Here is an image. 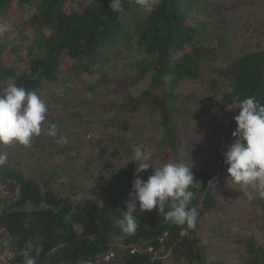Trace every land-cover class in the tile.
Here are the masks:
<instances>
[{"label": "trees", "instance_id": "16d2710c", "mask_svg": "<svg viewBox=\"0 0 264 264\" xmlns=\"http://www.w3.org/2000/svg\"><path fill=\"white\" fill-rule=\"evenodd\" d=\"M75 2L0 0V13L16 4L24 10L34 9L16 28L18 36L9 45L0 44V92L16 84L40 94L45 83L90 75L101 63L109 62L105 59L108 50L128 37V45L134 40L143 57L125 62L128 77L121 87L115 84V75L100 73L97 91L104 90L106 97L118 96L112 106L119 113L147 111L156 117L161 135L157 154L168 151L170 157H178L176 118L181 100L189 98L177 94L178 84L186 78L200 79L217 59L204 42L203 27L191 21L190 11L205 1L159 0L157 10L141 20L134 33H126L125 24L136 0H123L122 13H113L109 0H94L81 12ZM218 48V53H225V42L220 41ZM227 59L225 67L214 69V90L218 93L226 88L215 105L223 110L248 96L264 103V47ZM147 78V86L134 95L132 90ZM236 127L227 132L225 151ZM223 153L193 172L199 182L191 189L195 198L190 206L199 211L195 229L165 221L164 213L157 210L140 213L137 206L140 224L134 234L124 233L117 220L126 210L136 169L122 173L121 189L101 190L90 199L76 200L55 192L48 183L0 167V184L9 193L0 209V232L10 241L11 264H23L21 252L29 240L40 249L38 255L32 253L37 264H165L155 257L162 251L175 264H224L208 263L199 237L205 219L225 209L220 188L214 184L226 166ZM151 174L149 169L140 177L146 180ZM257 205L261 212L258 224L264 229V199L258 198ZM114 242L121 244V251L109 256ZM241 244L244 257L240 264H264V246L254 239Z\"/></svg>", "mask_w": 264, "mask_h": 264}, {"label": "rangeland", "instance_id": "374dc122", "mask_svg": "<svg viewBox=\"0 0 264 264\" xmlns=\"http://www.w3.org/2000/svg\"><path fill=\"white\" fill-rule=\"evenodd\" d=\"M94 0H76L74 7L83 11ZM205 1L190 11L191 21L203 27L204 42L216 52L212 66L205 70L200 79H184L177 87V94L189 97L181 100L180 113L176 118L178 132V157H170L168 151L157 154L160 131L156 117L147 111L135 114L118 112L112 104L118 96L106 97L97 91L100 73L115 75L119 87L126 82L128 73L125 62L141 59L134 40L128 45V37L117 48L109 49L105 59L90 75L74 77L69 82L45 83L39 94L48 106V122L57 123L59 137L66 143L46 135L35 137L29 147L20 145L2 146L8 156L4 168H13L25 178L48 183L55 192L76 200L90 199L101 190H119L124 185L122 173L137 169L131 163L134 146L151 152L149 161L153 167L167 162L189 164L192 172L198 170L209 158H218L225 151L227 132L236 126L234 117L239 109L230 107L221 110L216 106L222 91L214 90V69L225 67L227 56L237 59L257 47H264V0H197ZM34 13L18 4L0 13V21L10 24V30L0 35V44L9 45L17 36V27ZM147 15L138 4L127 16L125 32H136L141 20ZM225 42V53H218V44ZM128 45V46H127ZM130 52L129 50H132ZM129 51V53H128ZM219 54V55H218ZM102 65V68L100 66ZM129 70V68H128ZM131 74V73H130ZM91 83V84H90ZM149 83L147 78L134 95ZM228 90V88H227ZM224 199L225 209L219 215H209L199 232L208 263L240 264L244 257L242 242L254 239L264 246V229L259 226L261 212L258 198L251 200L242 193L238 185L230 182L228 166L214 179ZM132 187V186H131ZM9 193L0 184V209ZM9 239L0 232V264H11L12 251ZM121 251V244H112L109 256ZM106 257V260L109 258ZM155 257L165 264H175L167 253H156Z\"/></svg>", "mask_w": 264, "mask_h": 264}, {"label": "clouds", "instance_id": "9594fccd", "mask_svg": "<svg viewBox=\"0 0 264 264\" xmlns=\"http://www.w3.org/2000/svg\"><path fill=\"white\" fill-rule=\"evenodd\" d=\"M146 15L157 10L159 0H136ZM109 8L113 13H122L123 0H109ZM10 24L0 21V35L10 30ZM231 109H239L234 117L237 127L232 132L233 142L223 153L224 163L228 166L230 182L238 185L249 200L264 199V103L255 96H248L234 102ZM48 106L36 92L11 84L0 92V145H20L29 147L35 137L46 135L56 139L57 143H66L59 137L57 123L48 122ZM151 152L140 146H134L131 163L138 165L135 179L129 192V200L125 201L126 210L122 218L117 220L118 227L127 234H134L140 221L135 215L139 212L157 210L164 213V220L176 225H186L188 229L197 227L199 211L190 206L195 198L192 187L199 183L189 164L167 162L153 167L149 162ZM8 161L5 152L0 151V167ZM152 169L146 180L140 173ZM167 208V211H166ZM33 251L39 254V247L29 240L22 250L23 264H37Z\"/></svg>", "mask_w": 264, "mask_h": 264}]
</instances>
